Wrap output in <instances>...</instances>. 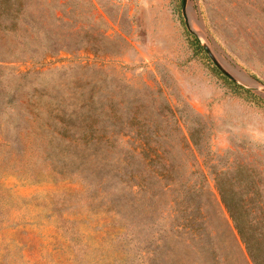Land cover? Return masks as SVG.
I'll return each mask as SVG.
<instances>
[{
	"label": "rangeland",
	"instance_id": "1",
	"mask_svg": "<svg viewBox=\"0 0 264 264\" xmlns=\"http://www.w3.org/2000/svg\"><path fill=\"white\" fill-rule=\"evenodd\" d=\"M187 3L189 26L227 71L251 87L248 69L264 85V0ZM185 31L180 0L8 1L0 264H251L214 178L264 214V111L206 68ZM140 150L150 188L124 171ZM180 183L198 189L199 237L187 233ZM148 243L159 256L144 254Z\"/></svg>",
	"mask_w": 264,
	"mask_h": 264
},
{
	"label": "trees",
	"instance_id": "2",
	"mask_svg": "<svg viewBox=\"0 0 264 264\" xmlns=\"http://www.w3.org/2000/svg\"><path fill=\"white\" fill-rule=\"evenodd\" d=\"M9 0H0V13H3L5 10V7L7 8ZM7 4V6L5 5ZM262 14H264V9L262 10ZM185 35L187 38V42L189 47L191 48L193 54L198 56L201 61L205 64L206 68L219 79L229 90L231 93L235 94L238 97H241L245 102L261 109L264 111V99L261 98L258 94L253 93L251 90L236 84L232 81H230L227 77H225L223 74H221L210 62V60L207 58L205 52L199 45L198 39L196 36L188 33L185 31ZM245 71L248 73V75L254 79L258 80V77L253 73L252 71L245 69ZM61 122H64L62 118H59ZM67 122H74L73 119L67 120ZM66 124V123H65ZM60 125H58L59 127ZM66 127L62 126L60 127V135L63 136L62 133H65ZM153 153V152H152ZM156 155L157 153H153ZM146 154L144 150H140L138 152L131 151L129 152L128 158H125L126 160L131 159L137 162V169L129 170V163L126 162V167H124V171L127 175H131L132 177L136 178V181H134L133 186H137L138 189H144V188H150L149 181L144 180V175L141 174L143 168H140L141 161L145 160ZM81 164V160H79L77 163H74L72 167H70L72 170H77ZM118 169V168H117ZM135 171V172H134ZM237 173V172H236ZM158 176H164L163 172H160L157 174ZM100 190L107 193V190L109 189L110 192L116 188L118 183L111 182V183H99ZM182 184V183H180ZM164 185H168V183H165ZM126 186V184L124 185ZM214 186L217 192L218 200L223 207L224 211L227 214L228 219L231 222L232 228L237 235L239 241L243 245L244 251L250 261L251 264H264V214L263 213H255L252 210H250V207L254 205V200H244L239 195L235 194L234 188L232 187L233 184L229 182L223 181L220 177L214 178ZM198 189L194 188L193 186L186 187V185L180 186V191L183 194V205L181 208V212L184 214H188L191 216L189 220V224H194L192 227L190 226V230L187 231L188 235L190 237L200 236L202 232V225L198 222H196V218L198 215V192H196ZM124 195V194H123ZM121 197H124L120 195ZM195 197L194 202H189L191 199ZM115 201H113V207H115L117 210H121L122 207H118V196H114ZM189 200H188V199ZM193 204H195L193 206ZM120 206V205H119ZM121 212V211H117ZM155 239H161L159 236L155 237ZM152 240V239H150ZM156 242V241H155ZM159 243H154L153 245L150 243L143 245L142 249H144V254L147 255H155L159 256L158 250L160 248ZM143 254V253H141ZM150 259H155L154 256Z\"/></svg>",
	"mask_w": 264,
	"mask_h": 264
},
{
	"label": "water",
	"instance_id": "3",
	"mask_svg": "<svg viewBox=\"0 0 264 264\" xmlns=\"http://www.w3.org/2000/svg\"><path fill=\"white\" fill-rule=\"evenodd\" d=\"M189 8V4L187 3V0H180V13L182 16V20H183V24L184 27L186 29V31L194 36H196V38L198 39L199 45L201 46V48L203 49V51L205 52L206 56L208 57V59L210 60V62L213 64V66L221 73L223 74L225 77H227L230 81L239 84L249 90H253L259 94H264V85L257 82L256 80L251 79V87H247L244 86L242 84H240L228 71L227 69L223 66V64L219 61V59L217 58L216 54L213 52V50L211 49V47L209 46V44L200 36L197 35L196 32H194L191 27L189 26L188 23V17L186 14V10ZM236 68V67H235ZM238 69V68H236ZM239 70V69H238ZM241 72V71H240Z\"/></svg>",
	"mask_w": 264,
	"mask_h": 264
},
{
	"label": "bare ground",
	"instance_id": "4",
	"mask_svg": "<svg viewBox=\"0 0 264 264\" xmlns=\"http://www.w3.org/2000/svg\"><path fill=\"white\" fill-rule=\"evenodd\" d=\"M235 70L237 71L238 69H235ZM238 73L242 74L240 71H238Z\"/></svg>",
	"mask_w": 264,
	"mask_h": 264
}]
</instances>
